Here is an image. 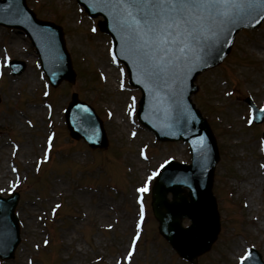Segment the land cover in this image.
<instances>
[{
  "label": "rangeland",
  "instance_id": "rangeland-1",
  "mask_svg": "<svg viewBox=\"0 0 264 264\" xmlns=\"http://www.w3.org/2000/svg\"><path fill=\"white\" fill-rule=\"evenodd\" d=\"M26 2L39 18L63 27L77 78L72 86L50 89L55 149L48 164L36 165L49 130L41 97L45 80L29 39L0 27V194L17 187L22 238L14 259L1 264H117L137 225L132 264H185L158 235L149 196L145 221L138 223L134 187L168 159L189 161L186 146L155 142L130 119L137 93L128 90L121 66L111 63L110 37L93 31L98 18L79 13L73 0ZM6 57L20 60L25 69L11 76L2 63ZM194 84L192 100L213 127L220 152L212 190L221 231L200 263L235 264L243 246L251 244L264 256V150L258 140L264 122L247 125L245 102L251 98L264 106V22L238 32L226 58L200 73ZM71 92L103 119L110 142L106 151H91L68 137L61 109Z\"/></svg>",
  "mask_w": 264,
  "mask_h": 264
},
{
  "label": "water",
  "instance_id": "water-1",
  "mask_svg": "<svg viewBox=\"0 0 264 264\" xmlns=\"http://www.w3.org/2000/svg\"><path fill=\"white\" fill-rule=\"evenodd\" d=\"M24 1L0 0V24L21 29L30 37L41 66L54 85L62 80L73 79L61 30L35 19ZM77 1L90 15L103 16L101 29L111 34L116 56L126 65L131 83L143 93L140 120L159 139H182L190 145V166L171 163L161 171L153 192V212L160 224L161 233L182 256L191 260L196 254L208 249L218 230L215 207L209 195L217 151L208 127L189 103V95L193 91L192 80L200 71L219 63L228 52L234 33L243 27H255L262 20L261 13L253 11L251 15L230 25L211 47L200 53V60L185 66L166 68L153 84L143 74L134 45L120 29L115 10L106 6L105 0ZM189 175L195 177L194 181L186 179ZM182 186L190 189V202L181 197ZM167 192L173 194V203L166 202ZM16 204L17 196L5 202L0 201V257L3 259L13 258L14 249L19 243L18 224L14 216ZM180 216H188L193 225L180 230Z\"/></svg>",
  "mask_w": 264,
  "mask_h": 264
},
{
  "label": "snow or ice",
  "instance_id": "snow-or-ice-1",
  "mask_svg": "<svg viewBox=\"0 0 264 264\" xmlns=\"http://www.w3.org/2000/svg\"><path fill=\"white\" fill-rule=\"evenodd\" d=\"M105 3L115 10L117 23L134 45L143 74L153 84L166 68L200 60V53L211 47L222 32L253 11H259L264 19V0H105ZM260 111L264 112V108ZM138 191L143 193L147 188ZM138 230L139 225L137 238ZM135 244L134 239L133 247ZM128 256H132L131 251Z\"/></svg>",
  "mask_w": 264,
  "mask_h": 264
},
{
  "label": "bare ground",
  "instance_id": "bare-ground-1",
  "mask_svg": "<svg viewBox=\"0 0 264 264\" xmlns=\"http://www.w3.org/2000/svg\"><path fill=\"white\" fill-rule=\"evenodd\" d=\"M3 174V173H2ZM3 176H4V174H3ZM2 176V177H3ZM6 176V175H5ZM2 177L0 178V180L2 179ZM186 179H188V180H190V181H194V179H195V177H193L192 175H189V176H187L186 177Z\"/></svg>",
  "mask_w": 264,
  "mask_h": 264
}]
</instances>
